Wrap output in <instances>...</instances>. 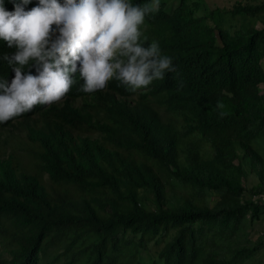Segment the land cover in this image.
Segmentation results:
<instances>
[{
	"label": "trees",
	"instance_id": "16d2710c",
	"mask_svg": "<svg viewBox=\"0 0 264 264\" xmlns=\"http://www.w3.org/2000/svg\"><path fill=\"white\" fill-rule=\"evenodd\" d=\"M188 1L180 0L173 13L160 3L145 17L147 40L141 42H157L175 68L148 91L135 97L113 79L105 91L89 95L77 84L64 102L0 126V243L14 246L13 260L0 264H40L50 247L72 233L67 255L73 258L66 264H134L139 249L129 235L140 238L142 248L171 237L155 264H197L201 241H229L262 219L264 207L242 205L240 198L244 162L253 163L264 184V158L252 145L264 138V28H258L264 26V2L229 0L233 9L217 7L197 17ZM229 15L240 26L224 27ZM6 52L0 41V55ZM150 98L178 114L188 134L207 136L213 159L192 147L182 165L177 129ZM218 102L225 107L218 109ZM23 136L40 149L37 174H17L16 158L6 154ZM149 160L182 186L199 194L214 191L217 203L201 206L196 198H183L170 209L167 184ZM262 191L264 186L251 192ZM149 194L155 209L147 205ZM263 244L234 250L230 258L212 255L205 264H241ZM137 264L145 262L139 258Z\"/></svg>",
	"mask_w": 264,
	"mask_h": 264
},
{
	"label": "clouds",
	"instance_id": "9594fccd",
	"mask_svg": "<svg viewBox=\"0 0 264 264\" xmlns=\"http://www.w3.org/2000/svg\"><path fill=\"white\" fill-rule=\"evenodd\" d=\"M160 3V0H150L145 4L133 0H0V41L7 47V52L0 55V126L23 119L37 109H48L64 102L77 84H81V92L90 95L105 91L109 81L114 79L138 97L140 93L148 91L146 88L153 81L162 80L166 72L175 71L172 59L161 55L157 42L153 41L147 47L141 42V26L145 17L158 11ZM179 5L180 0L178 6L170 11L165 4L166 11L173 13ZM187 7L194 9L188 2ZM143 39L147 40L146 37ZM152 100L161 105L154 98L149 99L150 104ZM224 107L222 102L217 103L218 109ZM169 114L172 115L170 121L165 122L176 128L180 116L176 113ZM226 115V112H220L221 117ZM183 126L185 133L191 135L192 133H187L184 123ZM252 145L255 148L254 142ZM38 155L39 152L38 171L31 174L39 172ZM247 162L253 165L250 160L243 163L241 170L244 176H247ZM15 165L17 168V163ZM156 170L159 173L162 171L159 166ZM253 171L255 172L254 166ZM164 174L165 178L174 180L168 173ZM46 178L48 180L46 176L45 184ZM258 178L260 179L259 176ZM48 182L49 186H46L50 189L51 183L49 180ZM260 183L259 186H263L261 179ZM254 188L249 190L246 187L241 204L264 207V191L252 193ZM203 194L198 193L196 197L200 199ZM208 195L210 198L216 196L213 193ZM77 198L82 202V197ZM171 200L172 205L177 206L183 199ZM241 230L246 231L244 228ZM129 237L132 236L129 235L127 240H131ZM71 241L72 238L68 235L55 247H50L48 256L42 262L59 264L62 258L67 259L64 264L70 262L73 255H67V246ZM139 243L138 249H145L152 242H147L143 248ZM204 243L203 246L199 245L197 264H205L212 259V255L206 256ZM0 246L11 256L5 257L0 252V260L7 263L13 260L14 246L1 243ZM207 247L213 245L208 243ZM60 248L65 249L64 254H58ZM132 250L136 251V248ZM126 261L122 260L121 264ZM138 261L137 257L134 264ZM158 262L160 258L148 260L145 264Z\"/></svg>",
	"mask_w": 264,
	"mask_h": 264
},
{
	"label": "rangeland",
	"instance_id": "374dc122",
	"mask_svg": "<svg viewBox=\"0 0 264 264\" xmlns=\"http://www.w3.org/2000/svg\"><path fill=\"white\" fill-rule=\"evenodd\" d=\"M162 3H165L167 5V8L172 11L174 10L178 4L179 0H160ZM242 1V0H241ZM245 1V4H259L264 2V0H243ZM235 1H229V0H190L188 1L189 6L194 8L196 10V16L197 17H203L205 15H208L211 11H213L217 7L223 8V11H228L233 9ZM226 22L224 24V27H230V26H240L241 21L235 20V18L232 15H229L228 18H225ZM250 21V19H249ZM258 28H264L262 23H259ZM264 67V62H263ZM262 92L264 94V85L261 86ZM153 106L160 112V114L163 116L164 120L169 122L172 115L166 112L165 108L160 105L156 100H152ZM179 121L176 124L177 132L179 135V151H180V159L181 161H185L187 156V150L190 147H196L199 148V151L204 159L206 161L212 160L214 157V150L210 143V141L205 138V136L201 132H195L191 135H187L185 133V128L183 126V121L180 117H178ZM255 148L261 153V155L264 157V138H260L254 142ZM6 154H12L16 158L17 168L16 172L19 175L22 174H31L36 173L38 171L37 168V153L40 151L39 147L31 144L28 142L26 136L23 139L18 142V146H16L15 150H6ZM14 151V153H13ZM235 164L238 166L240 165V161H236ZM245 171L247 174V177L245 179V185L250 190L254 187L259 186L260 179L257 175H255V172L253 171V165L249 162H247L245 166ZM25 172V173H24ZM161 176L167 183V191H168V207L170 209H173L176 206L172 205L171 199H183V197H195V192L190 188H184L181 186L177 181L170 180L168 178H165V172L160 171ZM46 184L49 186V182L46 178ZM264 186V184H263ZM171 198V199H170ZM196 199L199 201V203H209L211 206L215 204L217 201V197L213 196L212 198L206 197L204 200ZM154 196L149 195V200L147 202V205L150 209H155L154 204ZM77 202L80 203L81 199L77 198ZM210 238H212V235H210ZM129 239L133 240L134 243L137 245L140 241V238L134 239L133 237H129ZM264 240V219L262 221H257L248 224V227L246 231L240 235H237L236 237L230 239L229 241L226 240H217L215 246L213 247H207L205 244V254L208 255H217L218 257L222 258H230L232 255V252L237 249H252L253 247H256L261 241ZM171 241V237L169 238H161L158 239L152 243H148L145 249H139L140 250V256L138 258H143L145 262L148 260H158L160 258L161 252ZM53 252V249L50 250ZM0 252L4 253L5 257L11 258L9 253L7 251H3V247L0 246ZM65 249L60 248L58 251V254H64ZM67 262L66 258H62L61 262L59 264H64ZM41 264H44V262H41ZM241 264H264V244L261 247V249L254 254V256Z\"/></svg>",
	"mask_w": 264,
	"mask_h": 264
},
{
	"label": "water",
	"instance_id": "95a60500",
	"mask_svg": "<svg viewBox=\"0 0 264 264\" xmlns=\"http://www.w3.org/2000/svg\"><path fill=\"white\" fill-rule=\"evenodd\" d=\"M195 132H198V131H194V132H192V134L193 133H195ZM202 156V155H201ZM203 158V157H202ZM204 159V158H203ZM206 160V159H205ZM180 162H181V164L182 165H186L187 164V161H186V159H185V161H181V159H180ZM148 163L150 164V165H154L155 166V169H156V167H157V164H156V161L155 160H149L148 161ZM246 177L247 176H244V175H242V178H243V183H244V186H246L245 185V179H246ZM184 188H190V189H192L194 192H195V197L197 196V194H198V192L199 191H195L192 187H190V186H183ZM214 191H212V193H213ZM205 193V192H204ZM208 193H209V191H206V194H203L202 195V197L200 198L201 200L203 199L204 200V198H206V197H209L210 198V196L208 195ZM214 195H216V197H217V194H215V192L213 193ZM195 197H193V198H195ZM244 198H245V196L243 195V196H241V198H240V200L242 201V200H244ZM197 201V204L198 205H201V206H206V205H208V206H210V207H213V206H211L209 203H204V204H201V203H199V201L198 200H196ZM217 201H218V198H217ZM217 201L215 202V204L217 203ZM264 219V216L262 217V219L261 220H258V221H262ZM201 243H204V241H201Z\"/></svg>",
	"mask_w": 264,
	"mask_h": 264
},
{
	"label": "bare ground",
	"instance_id": "6f19581e",
	"mask_svg": "<svg viewBox=\"0 0 264 264\" xmlns=\"http://www.w3.org/2000/svg\"><path fill=\"white\" fill-rule=\"evenodd\" d=\"M145 21H146V20H145ZM156 21H157V20H156ZM256 222H257V221H256ZM73 234H74V233H72V234H69V236H70V237H73V236H74Z\"/></svg>",
	"mask_w": 264,
	"mask_h": 264
}]
</instances>
